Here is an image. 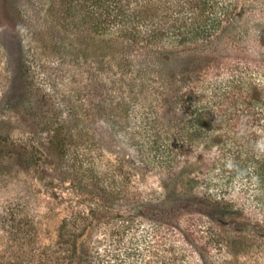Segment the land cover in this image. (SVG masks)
<instances>
[{"label": "trees", "instance_id": "trees-1", "mask_svg": "<svg viewBox=\"0 0 264 264\" xmlns=\"http://www.w3.org/2000/svg\"><path fill=\"white\" fill-rule=\"evenodd\" d=\"M56 1L80 32L96 40L74 46L76 56L93 58L90 105L72 123L62 117L49 123L41 115L39 131H1L0 183L15 172L33 177L52 198L55 184L71 183L76 190L66 200L55 247L37 259L26 249L13 258L0 253V264L25 257L31 264H124L138 242L127 235L140 227L143 242H158L161 250L170 234L171 248L177 246L171 264L187 251L206 261V242H219L216 226L226 219L264 226V219L249 215L253 200L264 202V82L246 74L250 62L236 52L245 48L238 37L240 0ZM10 12L20 18L18 7ZM172 60L183 65L177 69ZM173 80L180 83L177 112L165 117ZM84 119L92 121L91 131ZM108 124L126 132L144 167L156 174H170L181 160L199 164L191 195L136 192L125 160L105 157L95 142ZM20 190L4 218L9 233L29 242L26 188ZM88 227L106 234L80 248ZM193 242L205 243L198 249Z\"/></svg>", "mask_w": 264, "mask_h": 264}, {"label": "rangeland", "instance_id": "rangeland-1", "mask_svg": "<svg viewBox=\"0 0 264 264\" xmlns=\"http://www.w3.org/2000/svg\"><path fill=\"white\" fill-rule=\"evenodd\" d=\"M11 2L13 6H10ZM238 5L241 28H238V37L246 49L240 48L236 52L250 62L246 74L264 82V0H240ZM15 7L20 10V18L10 12ZM74 20L72 16L65 15L56 0H0V132L9 129L19 134L22 130L29 132L37 128L39 131L42 125L37 120L41 115L48 116L45 119L49 123L57 117L65 118L66 123H72L74 115L85 117L82 109L90 105L92 97L89 72L93 68V58L76 56L77 48L74 46H94L96 40L88 38L84 29L80 32ZM174 62L171 64L177 69L183 65L181 61ZM173 85L166 94L165 117H173L177 112L175 96L180 91V83L173 80ZM18 86L22 89L19 90ZM84 95L87 100H84ZM35 124H39L38 127ZM83 124L85 129L92 130V121L84 119ZM104 126L101 136H95L98 138L95 142L105 157L116 156L125 160V165L133 173L136 192L149 197L161 191L186 197L191 195L199 164L181 160L170 174H156L144 167L126 132L109 124ZM40 148L45 149V146L40 145ZM45 176L46 181L51 179L48 172ZM21 187L24 191L26 188L24 201L32 224L29 242H22L16 234L9 233L8 222L4 218L9 216V207L18 203L13 192L15 188L21 191ZM55 189L57 197L52 198L33 177L15 172L7 177V181L0 183V253L13 258L17 250L26 249L28 256L37 259L51 250L49 245L54 244L55 247L59 224L68 213L66 200L73 196L76 188L65 182L63 186L55 184ZM249 211L252 218L264 219V202L253 200ZM145 222L148 223L146 220L141 225ZM251 225L245 227L244 221L240 224L239 220L226 219L216 226L219 242H206L210 247L206 261L187 251L186 254L177 253V262L172 264H264V226L257 229ZM141 228L127 235L138 242L137 248L132 247L133 250L125 254L124 264H171L172 253L177 246L171 248L170 234L166 233L167 240L164 237L168 242L166 250H161L158 242H143L145 232ZM104 234L102 227H88L78 245L85 248L91 244L90 240L102 238ZM22 243L24 245L20 247ZM104 243L98 242L101 247ZM193 243L200 249L205 242ZM19 264L31 262L25 257Z\"/></svg>", "mask_w": 264, "mask_h": 264}]
</instances>
